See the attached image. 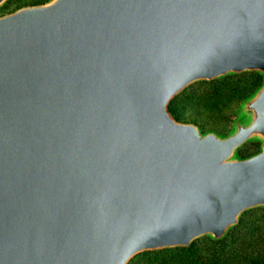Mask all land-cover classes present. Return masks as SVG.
<instances>
[{"label": "water", "instance_id": "obj_1", "mask_svg": "<svg viewBox=\"0 0 264 264\" xmlns=\"http://www.w3.org/2000/svg\"><path fill=\"white\" fill-rule=\"evenodd\" d=\"M246 73L263 82L226 136L169 110ZM256 209L264 0H49L0 16V264H129L223 240Z\"/></svg>", "mask_w": 264, "mask_h": 264}, {"label": "trees", "instance_id": "obj_2", "mask_svg": "<svg viewBox=\"0 0 264 264\" xmlns=\"http://www.w3.org/2000/svg\"><path fill=\"white\" fill-rule=\"evenodd\" d=\"M42 2L36 0L27 3L36 5ZM244 76H249V81L239 83ZM234 81H238V85L225 92L229 83ZM261 83L262 79L256 73L198 83L175 98L170 103L169 110L177 121L195 122L205 132L206 127L191 116V111L195 109L199 99L206 98L209 106L221 103L223 108L224 105L227 107L231 105V109H234ZM258 148V143L250 142L238 151V156L248 157L256 153ZM129 264H264V209L244 213L239 224L223 240L212 241L209 238H202L189 248L147 252L136 256Z\"/></svg>", "mask_w": 264, "mask_h": 264}, {"label": "rangeland", "instance_id": "obj_3", "mask_svg": "<svg viewBox=\"0 0 264 264\" xmlns=\"http://www.w3.org/2000/svg\"><path fill=\"white\" fill-rule=\"evenodd\" d=\"M32 1H36V0H10L3 7L0 8V16L11 13V12H13L19 8H22L25 6H30V5H28L27 2H32ZM40 1H43L42 4H44L45 2H47L49 0H45V1L40 0ZM36 5H39V4H36ZM246 74H248V73H246ZM246 74H243V75H246ZM240 76H242V75H240ZM240 80H239V83H243V82L245 83V82L249 81V76H244ZM237 85H238V81L237 82L236 81L230 82L229 85L225 88V92L232 89L233 87H235ZM251 95H249V96H251ZM247 98H245V99H247ZM207 101L208 100H206V98L199 99L196 102L195 109L193 111H191V116L194 117L195 119H197L199 123L203 124L206 127L205 132H203L201 130V126H199L195 122H191V121H185V122L179 121V122L195 124L196 126H198L200 128V130L203 133L214 132L217 135L226 136L230 132L233 123L235 122V120L239 116V109H240L243 101L238 103V105L234 109L233 108L231 109V105L229 106L230 109L226 105H224L225 107L223 108L221 103H218L219 105L218 104L217 105L212 104L211 106H209L208 103H206ZM216 102H218V101L216 100ZM216 130H218L220 132H217ZM246 145H244V146H246ZM258 151H259V148H258Z\"/></svg>", "mask_w": 264, "mask_h": 264}]
</instances>
